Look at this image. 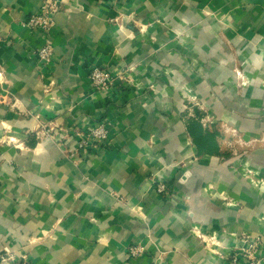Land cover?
Returning a JSON list of instances; mask_svg holds the SVG:
<instances>
[{
    "label": "crops",
    "instance_id": "1",
    "mask_svg": "<svg viewBox=\"0 0 264 264\" xmlns=\"http://www.w3.org/2000/svg\"><path fill=\"white\" fill-rule=\"evenodd\" d=\"M44 1L0 0V256L243 264L250 235L264 259V0H51L50 67L24 25Z\"/></svg>",
    "mask_w": 264,
    "mask_h": 264
},
{
    "label": "built area",
    "instance_id": "2",
    "mask_svg": "<svg viewBox=\"0 0 264 264\" xmlns=\"http://www.w3.org/2000/svg\"><path fill=\"white\" fill-rule=\"evenodd\" d=\"M59 12V5L56 1L46 0L42 3L38 13L32 15L24 24L30 32L40 36L43 44L34 52L39 63L45 67H50L54 60V46L51 42V36L55 28V18ZM120 74L110 70L94 68L90 72V82L93 90L97 93L105 94L112 92L114 81ZM1 76V73H0ZM110 134V126L106 123H97L91 126L83 134L82 141L78 148L85 152L96 153L103 147H106ZM159 194L167 193V185L159 183L157 185ZM261 238L244 236L240 242H237L233 251L236 258L241 257L243 264H264V259L260 255ZM6 255L0 256V264H14L18 258L15 254L5 250ZM144 253V247L140 244L130 247L128 254L131 258H136ZM25 260V256H22ZM234 259L235 261L237 259Z\"/></svg>",
    "mask_w": 264,
    "mask_h": 264
}]
</instances>
